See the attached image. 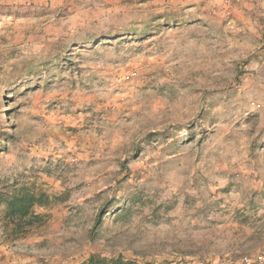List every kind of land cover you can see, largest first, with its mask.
Returning a JSON list of instances; mask_svg holds the SVG:
<instances>
[{
    "label": "rangeland",
    "instance_id": "374dc122",
    "mask_svg": "<svg viewBox=\"0 0 264 264\" xmlns=\"http://www.w3.org/2000/svg\"><path fill=\"white\" fill-rule=\"evenodd\" d=\"M19 187L46 219L11 240L0 205V244L44 262L264 264V0H0Z\"/></svg>",
    "mask_w": 264,
    "mask_h": 264
},
{
    "label": "trees",
    "instance_id": "16d2710c",
    "mask_svg": "<svg viewBox=\"0 0 264 264\" xmlns=\"http://www.w3.org/2000/svg\"><path fill=\"white\" fill-rule=\"evenodd\" d=\"M50 203L51 197L48 194L26 187L14 188L10 193L0 195L5 236L15 240L24 236L32 228L42 225L46 215L37 214L34 209L47 207ZM104 212L101 211L99 214L103 215ZM82 264H123V259L120 257L107 259L98 254H92Z\"/></svg>",
    "mask_w": 264,
    "mask_h": 264
},
{
    "label": "crops",
    "instance_id": "0c3cea01",
    "mask_svg": "<svg viewBox=\"0 0 264 264\" xmlns=\"http://www.w3.org/2000/svg\"><path fill=\"white\" fill-rule=\"evenodd\" d=\"M19 244L26 245L24 241L18 242ZM60 259L61 255L57 252L48 262H44L37 256H29L27 253L11 248L9 242L0 244V264H62Z\"/></svg>",
    "mask_w": 264,
    "mask_h": 264
}]
</instances>
